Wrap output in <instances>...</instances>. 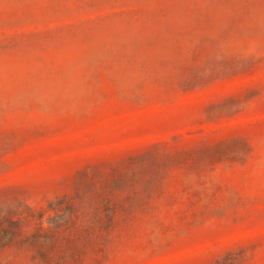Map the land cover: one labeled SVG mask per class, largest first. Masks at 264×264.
Returning <instances> with one entry per match:
<instances>
[{
    "label": "rangeland",
    "instance_id": "374dc122",
    "mask_svg": "<svg viewBox=\"0 0 264 264\" xmlns=\"http://www.w3.org/2000/svg\"><path fill=\"white\" fill-rule=\"evenodd\" d=\"M0 264H264V0H0Z\"/></svg>",
    "mask_w": 264,
    "mask_h": 264
}]
</instances>
